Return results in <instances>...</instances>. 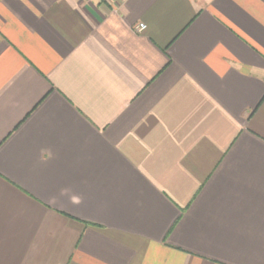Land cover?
<instances>
[{"label":"crops","instance_id":"crops-1","mask_svg":"<svg viewBox=\"0 0 264 264\" xmlns=\"http://www.w3.org/2000/svg\"><path fill=\"white\" fill-rule=\"evenodd\" d=\"M0 264H264V0H0Z\"/></svg>","mask_w":264,"mask_h":264},{"label":"built area","instance_id":"built-area-1","mask_svg":"<svg viewBox=\"0 0 264 264\" xmlns=\"http://www.w3.org/2000/svg\"><path fill=\"white\" fill-rule=\"evenodd\" d=\"M144 27H145V25H144L143 23H139V24L137 25L136 29H137L138 31H141V30H143Z\"/></svg>","mask_w":264,"mask_h":264}]
</instances>
